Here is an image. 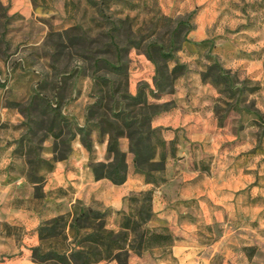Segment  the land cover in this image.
Wrapping results in <instances>:
<instances>
[{
    "label": "rangeland",
    "instance_id": "obj_1",
    "mask_svg": "<svg viewBox=\"0 0 264 264\" xmlns=\"http://www.w3.org/2000/svg\"><path fill=\"white\" fill-rule=\"evenodd\" d=\"M0 83V264H42V229L80 208L107 212L118 230L149 191L145 227L168 228L175 243L126 264H264V0H0ZM139 94L170 150L163 181L136 172L123 138L132 190L120 207L86 203L74 159L83 150L91 172L112 161L93 125L99 114L117 123L109 109L132 111ZM66 232L45 251L72 243Z\"/></svg>",
    "mask_w": 264,
    "mask_h": 264
},
{
    "label": "trees",
    "instance_id": "obj_2",
    "mask_svg": "<svg viewBox=\"0 0 264 264\" xmlns=\"http://www.w3.org/2000/svg\"><path fill=\"white\" fill-rule=\"evenodd\" d=\"M2 86L0 83V88ZM128 99L134 108L132 111L120 110L114 113L112 109L107 108L117 123L111 122L106 115L99 114L101 121L93 125L94 128H98L103 137L109 138L108 152L113 155V159L108 163H95L92 166V173L96 180L106 179L117 186L125 184L129 168L126 153L120 149L119 141L128 138L136 172L146 175L148 183L157 186L163 181L159 179L163 177L164 164L170 150H168V144L160 138L158 129L152 127L154 115L148 113L150 105L142 99L141 94ZM102 104L103 101H100L95 105L103 108ZM49 111L56 126L61 128L63 125H69V120L62 114L59 107L54 108L49 105ZM96 114L92 112L91 117H95ZM78 131L85 148L91 153L92 143L85 139L90 132L87 128H78ZM61 133L58 135L60 136ZM75 138L76 134L71 140ZM54 159L55 161L65 160L66 156L61 154L57 157L56 154ZM144 198L149 203L143 205L137 214L120 213L122 219L118 230L109 229L106 220L107 212L92 208H80L69 225L65 216L53 219L42 229L43 233L40 236L42 244L33 249L34 260L42 264L59 260L64 264H99L112 261L126 264L130 253L141 256L152 249H167L174 246L175 238L168 228L145 227L153 217L152 191H149ZM67 228L73 236V242L67 244L64 250L51 247L46 252L43 244L48 237H59L65 242L68 240ZM45 232H47L46 236Z\"/></svg>",
    "mask_w": 264,
    "mask_h": 264
},
{
    "label": "crops",
    "instance_id": "obj_3",
    "mask_svg": "<svg viewBox=\"0 0 264 264\" xmlns=\"http://www.w3.org/2000/svg\"><path fill=\"white\" fill-rule=\"evenodd\" d=\"M157 124L160 125L159 123ZM78 147H81L80 144L78 145ZM121 150L125 153L127 152L125 143H122ZM80 152L82 153V156H84V158L81 162H78V160L74 159V165L78 169L75 171V176H73L74 180H71V183L78 189L77 197L79 199H83L84 201H86V203L91 202V200L95 198L103 202L106 206L120 207L122 205L124 196L128 194L130 190H132V187L127 186V181L125 184L117 186L106 179L96 180L93 173L90 170L85 169V164L83 162L86 159L85 152H83V150H80ZM58 178L62 179L63 181L66 180L65 173L58 170ZM67 178L69 179V177ZM99 264L118 263L112 261Z\"/></svg>",
    "mask_w": 264,
    "mask_h": 264
}]
</instances>
